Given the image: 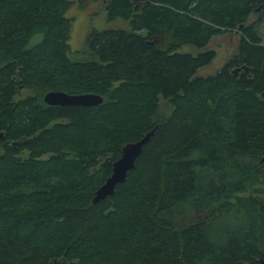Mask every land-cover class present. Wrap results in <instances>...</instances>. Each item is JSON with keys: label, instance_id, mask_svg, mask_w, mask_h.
Masks as SVG:
<instances>
[{"label": "trees", "instance_id": "obj_1", "mask_svg": "<svg viewBox=\"0 0 264 264\" xmlns=\"http://www.w3.org/2000/svg\"><path fill=\"white\" fill-rule=\"evenodd\" d=\"M203 1L104 0L128 27L96 30L77 58L69 0H0V264H264V39L245 22L264 0ZM232 28L234 53L197 74ZM50 89L102 99L47 104Z\"/></svg>", "mask_w": 264, "mask_h": 264}, {"label": "rangeland", "instance_id": "obj_2", "mask_svg": "<svg viewBox=\"0 0 264 264\" xmlns=\"http://www.w3.org/2000/svg\"><path fill=\"white\" fill-rule=\"evenodd\" d=\"M208 1L209 0H204L202 5L209 6ZM64 14L70 17V29L67 41L69 43L68 56L71 57L81 58L83 56H88L86 51L87 41L90 35L96 30L111 26L128 27L123 18H105L104 0H69ZM258 17L260 19L257 23H254V29L257 34L264 39V8L261 15L259 14ZM258 17L249 15L248 20L245 22L252 21V18ZM34 39L35 38H32V40ZM237 39L238 32L236 31V28L226 29L222 32L213 34L207 47L214 49V55L209 62L198 67L196 73L203 75L212 73L214 70L218 69L222 63L227 58L229 59L234 53ZM158 105L164 112L169 110L170 107V104L166 99H160Z\"/></svg>", "mask_w": 264, "mask_h": 264}, {"label": "water", "instance_id": "obj_3", "mask_svg": "<svg viewBox=\"0 0 264 264\" xmlns=\"http://www.w3.org/2000/svg\"><path fill=\"white\" fill-rule=\"evenodd\" d=\"M237 68V67H236ZM245 72L248 67L243 65ZM235 69V68H234ZM245 72L241 73L244 74ZM42 99L47 104L55 105H92L101 101V96L94 92H74L68 93L58 89L46 90L42 94ZM153 128L145 131L139 138L125 142L121 148L119 155L111 161V168L109 174L99 184L93 192L91 201L95 202L102 199L107 194H111L114 185L124 179L126 171L133 166V161L142 144L149 138ZM16 142V141H15ZM264 158V156H263Z\"/></svg>", "mask_w": 264, "mask_h": 264}, {"label": "flooded vegetation", "instance_id": "obj_4", "mask_svg": "<svg viewBox=\"0 0 264 264\" xmlns=\"http://www.w3.org/2000/svg\"><path fill=\"white\" fill-rule=\"evenodd\" d=\"M260 5L261 4H258L257 6H255V8H253V10H251V14H249V15H254L255 17H258L259 14L261 15L263 9H261V11H260V7H261ZM234 67H235V69H232L231 70L232 73H238L239 75H241V73L243 71H245L244 68H243V65L234 66Z\"/></svg>", "mask_w": 264, "mask_h": 264}]
</instances>
